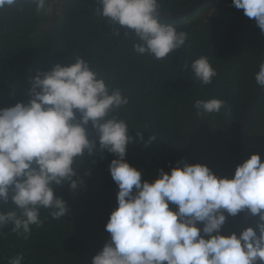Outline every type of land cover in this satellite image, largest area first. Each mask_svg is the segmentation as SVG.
I'll return each instance as SVG.
<instances>
[{
	"label": "clouds",
	"instance_id": "obj_1",
	"mask_svg": "<svg viewBox=\"0 0 264 264\" xmlns=\"http://www.w3.org/2000/svg\"><path fill=\"white\" fill-rule=\"evenodd\" d=\"M50 0H0V10L15 8L37 13L49 11ZM94 16L105 25L118 24L132 38L140 56L166 60L170 52L183 49L188 34L171 22L160 20V0H98ZM254 19L264 33V0H232ZM131 30L133 35L129 36ZM112 35L120 37L119 29ZM70 64H54L30 78L27 103L0 108V235L11 232L27 240L33 227L43 225L41 210L59 220L69 211L56 196L54 185L67 182L75 190L82 183L74 164L97 150L114 154L110 175L118 186L117 206L105 230L110 239L91 264H264V161L259 154L239 164L229 178L216 175L205 164L178 161L170 171L158 170L152 182L142 180L140 170L125 159L133 142L127 121L117 113L129 104L120 87L89 60L76 55ZM185 69L203 85L217 76L207 56H200ZM255 74L264 88V60ZM196 115L219 113L226 101L196 99ZM91 124L95 135L89 137ZM139 139L143 140L140 133ZM159 136L152 133L151 143ZM160 138V137H159ZM161 139V138H160ZM87 174V173H86ZM74 177H76L74 179ZM248 210L258 216L255 228L239 235H222L227 216ZM18 253L8 264H23Z\"/></svg>",
	"mask_w": 264,
	"mask_h": 264
},
{
	"label": "trees",
	"instance_id": "obj_2",
	"mask_svg": "<svg viewBox=\"0 0 264 264\" xmlns=\"http://www.w3.org/2000/svg\"><path fill=\"white\" fill-rule=\"evenodd\" d=\"M192 1L160 0V10L176 11ZM97 7L98 0H64L60 20L47 30H40L34 9L0 10V108L27 103L30 78L38 70L70 64L68 58L79 55L129 97V104L117 115L127 121L133 137L125 159L141 171L142 180L152 182L159 169L170 171L178 161L205 164L216 175L231 178L243 163L239 129L259 88L255 74L264 60V33L254 19L232 6V0H211L185 20L171 22L188 34L186 45L170 52L166 60H155L133 51L132 38H125L124 27L105 25L94 16ZM114 28L120 37L112 35ZM202 55L217 71L210 85L201 84L185 69V64ZM213 97L226 101V107L219 113L196 115L195 100ZM87 129L93 137L91 124ZM152 133L161 139L145 143ZM246 143L249 158L256 153L264 161V93L247 123ZM114 158V154L100 152L98 142L93 155L86 152L74 164L82 183L75 190L67 182L54 185L55 195L67 205L69 193L74 192L83 210L69 208L56 220L42 209L43 225L33 227L27 240L6 227L0 235V264H8L18 253L24 255L23 264H91L110 239L105 225L117 206L118 186L109 171ZM8 206L0 202V210L7 211ZM241 214L225 213L222 235L241 233ZM248 220L249 227L255 228L258 216L249 212Z\"/></svg>",
	"mask_w": 264,
	"mask_h": 264
},
{
	"label": "water",
	"instance_id": "obj_3",
	"mask_svg": "<svg viewBox=\"0 0 264 264\" xmlns=\"http://www.w3.org/2000/svg\"><path fill=\"white\" fill-rule=\"evenodd\" d=\"M211 0H193L190 4L181 8L176 11L165 12L160 10V20L162 22H176L182 21L188 18L190 15H193L197 11H199L205 4H207ZM264 93V88H258L256 93L254 94L249 106L246 109L245 115L243 117L240 129H239V136H240V147H241V154L243 162L249 158V152L247 149L246 143V127L249 121V118L260 99L261 95ZM249 211L245 210L241 214V225L240 231L242 232L247 227H249Z\"/></svg>",
	"mask_w": 264,
	"mask_h": 264
},
{
	"label": "rangeland",
	"instance_id": "obj_4",
	"mask_svg": "<svg viewBox=\"0 0 264 264\" xmlns=\"http://www.w3.org/2000/svg\"><path fill=\"white\" fill-rule=\"evenodd\" d=\"M64 0H50L49 11L47 13H38L40 18V30H47L53 26L55 22L60 20V5ZM202 16L196 17L194 20L186 21L185 24H190L192 21H197ZM68 207L70 209H75L77 212H81L83 207L77 203L76 196L74 192L69 193L68 197Z\"/></svg>",
	"mask_w": 264,
	"mask_h": 264
}]
</instances>
